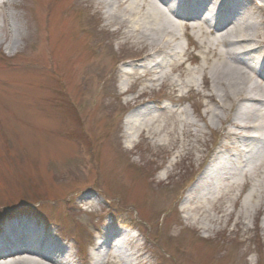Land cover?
Returning <instances> with one entry per match:
<instances>
[{
    "label": "rangeland",
    "instance_id": "1",
    "mask_svg": "<svg viewBox=\"0 0 264 264\" xmlns=\"http://www.w3.org/2000/svg\"><path fill=\"white\" fill-rule=\"evenodd\" d=\"M118 2L0 0V235L26 213L70 254L63 264H95L104 236L105 264H264V102L214 87L225 43H207V25L180 19L157 52L141 32L149 7ZM229 8L252 24L258 67L264 0ZM243 164L248 188L226 174ZM207 185L217 191L200 199Z\"/></svg>",
    "mask_w": 264,
    "mask_h": 264
},
{
    "label": "bare ground",
    "instance_id": "2",
    "mask_svg": "<svg viewBox=\"0 0 264 264\" xmlns=\"http://www.w3.org/2000/svg\"><path fill=\"white\" fill-rule=\"evenodd\" d=\"M100 1L105 2L107 7L113 6L114 3L118 4L119 3L118 1L123 3V0H109V1L100 0ZM230 1L231 0H223L222 2L224 3L227 2L229 4ZM185 2H187V0H142V4L139 2L136 3L132 2L130 3V5H127L125 7H128L129 9H135L136 7H145L146 5H147L146 7H149V14L147 16L149 23L146 22V25L144 26L145 30L141 32L142 34L146 32L144 37L147 38V41H151L150 44L154 48H156L157 49L156 51L158 52L162 50L168 43L172 42L173 36H176V34L178 35L177 30L179 27V20L182 18L183 19L187 18L184 12ZM206 3L207 0H194L193 2L194 11L191 15L188 16L191 18V20L192 18L199 19L201 23L208 24L207 27L209 29L216 26L215 28L216 31L213 33L215 37L210 38V40H208L209 43L216 46L219 43L221 44L225 43L224 45L222 44L223 46H225L223 50L225 57H223L221 63H215L214 65H211L209 70L212 74L211 78L214 87L219 88L218 86L220 84L222 86L221 92H224L225 97L229 100L238 101L243 96V94L248 93L247 94L248 98H253L259 103L264 102V99H262L264 98V87L258 85V83L254 81V79L250 75L254 72H257L259 77L264 79L263 70L258 69L256 67L255 56L254 57L252 56L256 54L257 50H254L255 46L249 45L253 42V40L250 38V33L248 31L251 29L252 24H249L246 21V19H244L239 14H234V16L231 14L232 18L228 19L230 17L229 13L231 11L230 10L228 11V8H226L223 11L222 3L219 4L216 3V5L212 4L210 7L206 6ZM210 4L211 3L209 2L208 5ZM204 9L207 11L205 13V16L203 15L205 11ZM202 15L203 18H201ZM121 20L123 19L121 18ZM123 22H130V20L124 18ZM214 49H216V47ZM214 51L215 54L217 55L218 51L217 50ZM153 61L155 64L151 66V71H154V68L156 66L157 67L160 66V61L157 60H153ZM233 62L235 63L237 62V64L239 63L242 67L234 65ZM125 72H128V70ZM154 80H158V78L151 79L152 82H154ZM217 91H219L220 93V89ZM250 92H252L253 96L249 95ZM218 95L219 97H223V95L220 94ZM243 98H245V96L242 97L241 100ZM242 107L243 105L239 106L237 113H239V111L242 110L241 109ZM146 109L147 107L144 108V110ZM142 113L144 112L142 110H139L138 113L134 114L133 117L128 116L125 120L127 133L130 135L129 137L130 142L134 141L136 135V131L133 130L135 129L134 124L138 123V126L142 127L144 117L146 116V114H148L147 111H145V114ZM244 113L245 115H249V111H244L243 114ZM214 116H216V114ZM131 123L133 124L131 125ZM219 155H220L219 153L216 154L214 160L212 161V164L209 166V170H211L214 165H218V164L221 165L224 163L220 161ZM226 174L232 176L234 182H237V180H239L238 169L232 167L227 168ZM204 175L205 174L201 176V178L197 181V183L204 180L203 178L206 177V175L205 177ZM197 186L198 184L195 185V187ZM214 189L215 190L211 189L208 185L206 187H203V189L199 192V198L204 199L207 197V195L215 194L217 189L216 188ZM191 200L192 198H189L188 201L191 202ZM25 224L26 223L24 222L22 223L20 222L18 223L19 226L18 225L17 226L19 228L21 227L26 228ZM16 228L17 227L14 225L10 227L7 233L5 232L0 236L1 238H3L0 240V242L2 241L5 248L0 250V264H49V263L63 264L61 263L63 261L56 258L57 254L60 255L63 253V248L56 242L55 239H53L52 241H47L43 239L41 243V244L53 246L51 248L50 253L45 254L46 253L45 251L40 252L39 250H36L32 253L33 255H38L39 258L41 257L42 260L40 259V261H38L35 258H31L30 256H27L26 254L30 251L28 245L26 244L27 240L24 238L22 240H19L18 238L20 236L16 237L15 239H12L10 238V236H8L10 232H13V230H17ZM40 230L37 231V233H40L41 232ZM123 236L120 238L119 242H123L124 239ZM117 244H121V243H117ZM111 245H113V242L110 241V238L97 244V248H95L96 253L94 255L95 264H105V254H102V252L105 253V250L107 248L112 247ZM16 246L25 248L24 249L25 251L20 252L16 250L15 254L12 255L5 254V252H9L12 248Z\"/></svg>",
    "mask_w": 264,
    "mask_h": 264
},
{
    "label": "trees",
    "instance_id": "3",
    "mask_svg": "<svg viewBox=\"0 0 264 264\" xmlns=\"http://www.w3.org/2000/svg\"><path fill=\"white\" fill-rule=\"evenodd\" d=\"M7 207H9V206H7Z\"/></svg>",
    "mask_w": 264,
    "mask_h": 264
}]
</instances>
